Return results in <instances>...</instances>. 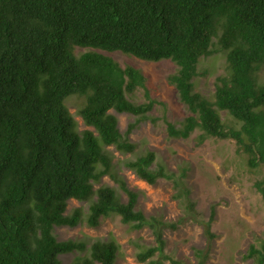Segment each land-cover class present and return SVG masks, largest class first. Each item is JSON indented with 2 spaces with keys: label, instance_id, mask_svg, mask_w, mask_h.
<instances>
[{
  "label": "trees",
  "instance_id": "trees-1",
  "mask_svg": "<svg viewBox=\"0 0 264 264\" xmlns=\"http://www.w3.org/2000/svg\"><path fill=\"white\" fill-rule=\"evenodd\" d=\"M115 51L173 61L177 68L167 79L188 113L166 120L167 134L186 138L198 130V143L233 140L248 169L260 171L253 184L264 200V83L257 76L264 64V0H0V264H61L59 255L72 251L69 264H115L114 238L58 239L54 232L55 225L80 222L96 227L111 214L133 229L153 228L155 243L137 252L139 261L186 264L164 255L161 226L176 227L181 219L145 216L107 148L132 153L123 164L148 183L172 180L173 197L195 211L186 168L169 170L153 150L137 151L129 139L155 100L147 90L143 101L133 98L146 77L121 65L109 54ZM218 52L225 71L211 93L202 92L194 80L198 64ZM70 96L92 129H77ZM112 109L134 115L124 133ZM104 175L118 182L125 201L112 185L95 188ZM70 198L87 208L65 213ZM213 217L211 209L210 237ZM244 256L264 264V236Z\"/></svg>",
  "mask_w": 264,
  "mask_h": 264
},
{
  "label": "rangeland",
  "instance_id": "rangeland-1",
  "mask_svg": "<svg viewBox=\"0 0 264 264\" xmlns=\"http://www.w3.org/2000/svg\"><path fill=\"white\" fill-rule=\"evenodd\" d=\"M86 49L77 50L81 52ZM109 54L123 66L130 64L138 67L146 77V86L139 87L133 98L143 101L147 90L155 100L150 117L141 121L128 135L136 144L137 151L153 150L156 160L176 173L182 167L187 170L186 182L195 202L194 212L185 210L182 202L173 197L175 187L172 180L159 178L155 183H148L123 164L122 160L132 157V153H123L113 145L107 146L113 153L118 174L129 188L138 193L136 207L145 216H157L167 222L181 219L176 227L161 226L165 238L164 255L181 259L186 264H251V259L246 258L244 253L249 243L264 236V200L253 184L260 176V171L248 169L243 155L235 151V143L231 139L207 137L198 143V130L186 138L167 134L166 120L178 122L188 113L177 90L167 79L177 68L173 61L144 60L119 51ZM198 71L194 79L196 89L211 93L215 77L225 71L223 54L218 52L202 58ZM257 76L264 83V64ZM66 103L76 120L77 129H92L77 113L76 96L68 97ZM111 111L117 115L118 127L124 133L128 123L134 120V115ZM222 115L225 116L223 111ZM102 183L115 187L120 199L126 200V193L112 177L104 175L94 184L95 188ZM76 206H83L85 210L87 202L70 198L65 213ZM211 209L214 210L210 225L213 237L205 232V222ZM54 232L58 239L92 241L96 238H114L119 244L115 264H148L137 259V252L155 243L152 227L145 225L133 229L128 223L122 222L117 214L102 218L96 227L80 222L74 226L55 225ZM75 254L76 251L60 254L61 264H69ZM166 264H171L169 259H166Z\"/></svg>",
  "mask_w": 264,
  "mask_h": 264
}]
</instances>
